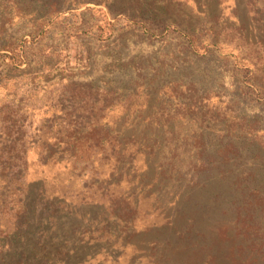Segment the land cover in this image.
<instances>
[{
    "label": "rangeland",
    "instance_id": "rangeland-1",
    "mask_svg": "<svg viewBox=\"0 0 264 264\" xmlns=\"http://www.w3.org/2000/svg\"><path fill=\"white\" fill-rule=\"evenodd\" d=\"M245 203L264 0H0V264H177L172 224Z\"/></svg>",
    "mask_w": 264,
    "mask_h": 264
},
{
    "label": "trees",
    "instance_id": "trees-1",
    "mask_svg": "<svg viewBox=\"0 0 264 264\" xmlns=\"http://www.w3.org/2000/svg\"><path fill=\"white\" fill-rule=\"evenodd\" d=\"M73 135L72 140L79 139L83 135V128L73 130ZM72 140L68 143H72ZM73 144L76 145L75 142ZM14 150L13 143L9 149V157H6L8 160ZM15 151L19 153V150ZM20 152L23 153L24 150L20 149ZM19 164L20 162L17 165L11 163V166L6 167L18 178ZM208 164L210 163L207 162ZM200 168L203 171L209 170L202 165ZM258 200L263 202L262 199ZM259 205L260 209H257V206L248 208V204L245 203L243 206L247 211L244 212L243 206L236 207L234 221L222 219L203 229L202 224L196 225L192 220L187 222L182 231L172 224L176 242L182 244L181 248L177 246L178 244L177 247H173L172 253L181 255L185 252L182 255L184 257H180L177 264H264V224L257 219L258 214L264 211V205L262 203ZM171 262L168 258L167 264Z\"/></svg>",
    "mask_w": 264,
    "mask_h": 264
}]
</instances>
